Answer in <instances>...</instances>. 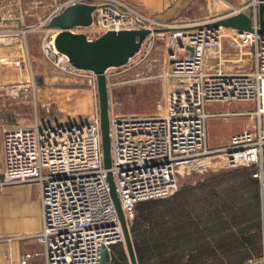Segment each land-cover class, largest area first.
Returning <instances> with one entry per match:
<instances>
[{
    "label": "built area",
    "instance_id": "obj_1",
    "mask_svg": "<svg viewBox=\"0 0 264 264\" xmlns=\"http://www.w3.org/2000/svg\"><path fill=\"white\" fill-rule=\"evenodd\" d=\"M76 2L95 5L91 25L73 28L88 38L108 30H151L127 63L105 71L110 96V169L128 223L138 202L168 197L180 189L183 167L215 174L250 167L264 186V32L258 31L259 0L231 12L249 8L253 30L213 25L217 17L164 21L123 0H66L45 21ZM27 27L21 32L30 30ZM155 28L160 31L154 32ZM49 31L41 37V54L72 84L62 88V104L48 116L36 113L30 123L3 126L0 187L39 186L43 224L34 237L43 250L26 251L21 264H99L102 245L111 256L113 246L124 242V233L104 165L97 74L73 65L56 47L57 30ZM3 36L0 32V40ZM160 36L167 40V67L159 69L160 73L134 74L136 65L157 48ZM226 44L236 50L247 47L250 66L238 65L243 57L236 61L227 56ZM36 75L27 46L13 52L0 44L1 85L31 90L38 107ZM158 77L164 81V100L158 113L138 116L113 111L114 89ZM236 101L251 106L209 108L210 102ZM212 118L227 122L243 119L247 126L233 133L226 144L214 147L208 135ZM37 257L40 262H31Z\"/></svg>",
    "mask_w": 264,
    "mask_h": 264
},
{
    "label": "rangeland",
    "instance_id": "obj_2",
    "mask_svg": "<svg viewBox=\"0 0 264 264\" xmlns=\"http://www.w3.org/2000/svg\"><path fill=\"white\" fill-rule=\"evenodd\" d=\"M5 1V0H3ZM66 0H17L18 4L21 2L23 7H18L12 11V17H22L24 14L27 18L28 25H38L40 22H44L49 14L62 2ZM252 0H202V3L205 6L208 5L207 16L208 17H219L231 13L235 9H239L247 5ZM4 5V2H3ZM249 8H246L244 11L249 12ZM206 13V11H205ZM205 15V14H204ZM15 29L18 28L17 36L18 41L6 42L7 36H3V39L0 40L5 46L14 47L13 52L18 50L25 49V46L29 49L32 59L35 74L37 77V87H38V107H35V98L33 92L24 91L19 89V87L10 89V108L15 111V123H30L33 121L36 113L42 117L48 116V113H52L56 110V105L62 104V88L69 87L72 83L69 81L67 76H64L56 69L52 68L48 62L43 58L40 51V40L42 35L47 32L49 29L50 34L56 32L55 29H50L42 25L35 26L33 29L28 30L27 32H21L22 28L19 29L18 26H13ZM84 29V28H83ZM88 30V29H85ZM3 35L6 32L1 31ZM10 33V32H9ZM12 34V33H10ZM25 36V37H24ZM227 37L230 38V34L227 33ZM17 47V49H16ZM226 55L229 57L238 58L243 57L240 60L238 65H244L246 67L250 66V51L247 47H240L237 50L232 49L226 44ZM167 40L165 36H160L158 38L157 48L148 56L144 61L140 62L133 69V73H147L150 71L160 73L159 69L167 67L164 61L166 55ZM139 59L137 58L136 61ZM164 100V81L161 77L155 78L153 80L145 81H136L129 84L117 87L114 89L111 95L112 108L114 112H119L120 114L126 115H150L156 114L162 109ZM162 104V105H161ZM251 106L250 102L247 101H236L231 104L228 103H209V108L214 109H229V108H248ZM247 126V121L243 119H235L232 121H223L219 119H209L208 122V135L209 142L211 146L217 147L226 144L231 135L235 132L243 130ZM192 167H183L182 171L179 173V184L180 189L184 185L195 186L193 191L190 192L189 189L179 197V202H181V208L179 211H183V206L187 208H196L206 205V200L203 193L198 194L200 191L197 187V183L202 181L204 178L209 177L210 172L200 173L196 170L191 169ZM230 170V169H228ZM234 170V169H233ZM232 170H230L231 172ZM229 172V171H227ZM232 178V177H231ZM226 181L222 180L225 186H232L233 188L240 183L237 180L226 178ZM218 184V183H217ZM35 183H27L19 189H28L31 191L32 187H36ZM219 186V184H218ZM179 189V190H180ZM18 188H8L3 191L0 190V226L3 229L10 227L12 230H17L20 228L26 221L24 218H21L25 213H21V210L18 207H26L27 197L23 196L24 193H17ZM178 190V191H179ZM162 197V198H169ZM22 198V203L18 205L16 200ZM158 199V198H157ZM155 208H158L156 216L161 218L160 220H176L173 212L168 211L164 203L158 204ZM21 213V214H20ZM136 215V213H135ZM134 215V217H135ZM133 217V218H134ZM23 219V220H22ZM129 224L131 225L130 221ZM3 225V226H2ZM25 234L34 235L35 232H26ZM9 239V238H8ZM119 244V243H118ZM122 246H118L115 252H112L110 255L116 257L119 253L124 252L127 255L126 248L123 243ZM117 245V244H115ZM156 253V252H155ZM155 253L151 255V259L148 264H156L159 260V256ZM5 258L10 263V255L5 256ZM128 258V255H127ZM175 261V257L170 258ZM17 261V260H16ZM129 261V258H128ZM169 262V259L166 260ZM262 262V259H256L255 262ZM229 262V261H228ZM253 262V263H255ZM130 264V262H129ZM213 264H216L213 262Z\"/></svg>",
    "mask_w": 264,
    "mask_h": 264
},
{
    "label": "trees",
    "instance_id": "obj_3",
    "mask_svg": "<svg viewBox=\"0 0 264 264\" xmlns=\"http://www.w3.org/2000/svg\"><path fill=\"white\" fill-rule=\"evenodd\" d=\"M230 172L212 173L197 183L206 205L181 208L179 197L195 186L184 185L169 198L140 201L130 229L139 264H148L151 255L159 256L156 264H255L264 258V187L252 175L250 167ZM232 177V178H231ZM226 178L240 183L225 186ZM219 186H218V184ZM164 203L176 220H160L158 204ZM118 246L114 245L112 252ZM175 257V261L170 258ZM169 259V262L166 260ZM229 261V262H228ZM255 262V263H253ZM110 264H129L121 251L110 256Z\"/></svg>",
    "mask_w": 264,
    "mask_h": 264
},
{
    "label": "water",
    "instance_id": "obj_4",
    "mask_svg": "<svg viewBox=\"0 0 264 264\" xmlns=\"http://www.w3.org/2000/svg\"><path fill=\"white\" fill-rule=\"evenodd\" d=\"M94 9V4L76 2L66 6L62 11L38 25L57 30L56 47L68 55L73 65L80 69L93 70L97 74L104 165L108 169L107 180L111 197L122 224L124 245L129 262L130 264H139L130 225L116 190L113 172L110 169L112 162L109 134L110 96L105 71L109 67L127 63L140 50L151 30L149 28L108 30L96 38H88L86 33L74 31L73 28L76 26L88 27L91 25ZM18 22L20 27H25L21 17L18 18ZM212 23L216 26L238 30L254 29L253 17L243 10L219 16ZM38 25H30L27 29H33ZM157 31H160V29L155 28L154 32ZM258 31L264 32V0H259ZM1 177H3V173ZM99 264H110V256L106 245H102Z\"/></svg>",
    "mask_w": 264,
    "mask_h": 264
},
{
    "label": "crops",
    "instance_id": "obj_5",
    "mask_svg": "<svg viewBox=\"0 0 264 264\" xmlns=\"http://www.w3.org/2000/svg\"><path fill=\"white\" fill-rule=\"evenodd\" d=\"M123 1L129 4L130 6L145 12L151 17L158 18L164 21L212 18L207 16L208 5L204 7L202 0ZM18 5L20 6V8L23 7V4L21 2L18 4L17 0H0V32H6V42L18 41V28L15 29L13 26L16 25L19 27V29L21 28L18 22V18L20 17H12L11 13L18 7ZM21 18L24 26H30L27 23L28 21L25 14ZM9 32L12 34H10ZM0 44H2V42H0ZM6 48L12 50L14 47L6 45ZM1 80L2 79H0V178H2L1 174L3 173L4 169L3 126L14 124L13 122H15V111L12 110L13 108H10L11 101L9 100V95H11L10 89L12 88L10 86H2ZM240 167L244 168V166ZM24 184L27 183L7 184L0 187V190L3 191L7 190L8 188H18L17 193L20 194L23 192V196H26L28 199L27 201H25V203L27 204L26 207H18L21 210V213H25V215L21 217L24 218V220L26 221L24 225H22L17 230H12L10 227L3 229L0 226V264H21L22 255L26 251L43 250V245L37 242L34 237V235L42 229L43 224L39 186L36 184L37 186L32 187L31 191L24 188L19 189L22 188ZM263 187L264 186H262L261 184V193ZM262 197L264 198V195ZM16 202L18 203V205H20L22 203V198H18ZM33 231L35 232L34 235L25 234L26 232ZM8 238L11 239L9 240ZM8 255H10L11 258L10 263L5 258V256ZM40 261L41 257H37L36 259L31 260V262L36 263Z\"/></svg>",
    "mask_w": 264,
    "mask_h": 264
},
{
    "label": "bare ground",
    "instance_id": "obj_6",
    "mask_svg": "<svg viewBox=\"0 0 264 264\" xmlns=\"http://www.w3.org/2000/svg\"><path fill=\"white\" fill-rule=\"evenodd\" d=\"M183 169H181V171H182ZM255 264H264V261H262V262H258V263H255Z\"/></svg>",
    "mask_w": 264,
    "mask_h": 264
}]
</instances>
